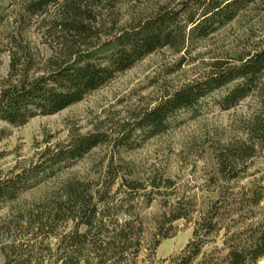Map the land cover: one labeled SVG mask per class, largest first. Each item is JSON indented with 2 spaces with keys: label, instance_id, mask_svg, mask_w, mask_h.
I'll use <instances>...</instances> for the list:
<instances>
[{
  "label": "trees",
  "instance_id": "obj_1",
  "mask_svg": "<svg viewBox=\"0 0 264 264\" xmlns=\"http://www.w3.org/2000/svg\"><path fill=\"white\" fill-rule=\"evenodd\" d=\"M102 1L0 0V21L7 6L18 5L27 16L47 15L48 8L54 7L55 16L47 21L45 34L56 44L43 74L22 78L0 91V120L22 125L35 115L54 114L160 48L187 50L195 40L229 23L254 2L170 0L122 27L105 31L96 11ZM19 49L11 51V67L21 58L31 60L27 47ZM214 93L221 109L232 108L246 97L254 99L255 107L244 125L245 139L217 151L215 168L208 178V183L215 185L213 196L203 200L198 209L191 201L178 200L150 228L135 211L131 196L143 184L125 177L131 176L126 165H110L99 183L68 182L62 199L38 207L35 215L29 212L28 221L20 225L26 226L30 235L9 239V224L0 227L1 264L257 263L264 256V167L252 172L248 168L264 154V42L230 61H215L201 79L170 92L136 115L132 123L122 125L116 137L87 133L49 153L38 166L11 171L0 179V203L14 199L40 172L79 158L102 143L109 142L114 148L133 147L135 132L142 138L160 132L178 112L195 110L201 100ZM3 136L0 130V140ZM117 178L118 187L126 186L130 194L115 201L110 190ZM181 218L191 222V237L179 251L156 258L160 241L174 234L172 223ZM67 223L70 225L65 230ZM50 238L52 243L47 240Z\"/></svg>",
  "mask_w": 264,
  "mask_h": 264
},
{
  "label": "rangeland",
  "instance_id": "obj_2",
  "mask_svg": "<svg viewBox=\"0 0 264 264\" xmlns=\"http://www.w3.org/2000/svg\"><path fill=\"white\" fill-rule=\"evenodd\" d=\"M167 1L170 0H103L96 8L99 24L111 31ZM54 14V7H49L44 16H27L18 5L6 7L0 21V91L22 78L31 79L45 72L46 61L56 46L45 34V25ZM263 42L264 0H254L229 23L195 40L187 50L160 48L54 114L35 115L22 125L0 120V130L4 132L0 140V179L11 171L42 164L49 153L81 135L100 132L107 139L116 137L122 125L132 123L136 115L155 106L170 92L201 79L215 61H230L236 54H244ZM21 46L29 49L31 60L21 58L19 64L11 67V51H19ZM217 97L214 93L201 100L195 110L178 112L160 132L143 138L135 132L132 138L136 144L131 148H114L105 142L79 158L40 172L14 199L0 203V227H11L6 237L30 235L26 226L20 225L28 221L29 212L35 215L38 207L62 199L63 187L68 182L99 183L110 165H126L131 176L125 177L143 184L131 196L135 211L150 223V228L178 200L191 201L192 207L198 209L203 200L213 196L215 185H210L208 178L215 168L217 151L245 139L244 125L255 107L254 99L246 97L232 108L221 109L215 103ZM263 167L264 154L254 159L248 172ZM119 183L117 178L110 190L115 201L130 194L126 186L119 188ZM69 225L64 226L65 230ZM172 225L174 234L160 241L156 258L179 251L191 237V222L181 218ZM47 240L53 242V238ZM255 264H264V256Z\"/></svg>",
  "mask_w": 264,
  "mask_h": 264
}]
</instances>
